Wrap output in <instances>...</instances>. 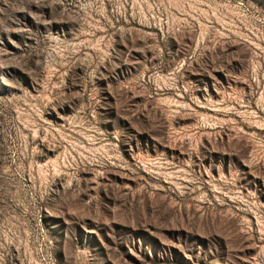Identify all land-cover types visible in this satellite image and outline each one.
Returning <instances> with one entry per match:
<instances>
[{"label":"rangeland","instance_id":"374dc122","mask_svg":"<svg viewBox=\"0 0 264 264\" xmlns=\"http://www.w3.org/2000/svg\"><path fill=\"white\" fill-rule=\"evenodd\" d=\"M0 264H264V0H0Z\"/></svg>","mask_w":264,"mask_h":264}]
</instances>
